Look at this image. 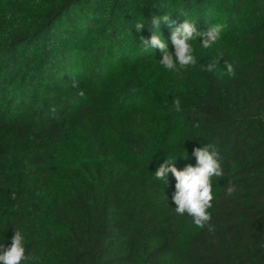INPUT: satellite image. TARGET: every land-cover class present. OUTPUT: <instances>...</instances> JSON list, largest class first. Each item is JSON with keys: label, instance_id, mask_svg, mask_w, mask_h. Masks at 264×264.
Here are the masks:
<instances>
[{"label": "trees", "instance_id": "trees-1", "mask_svg": "<svg viewBox=\"0 0 264 264\" xmlns=\"http://www.w3.org/2000/svg\"><path fill=\"white\" fill-rule=\"evenodd\" d=\"M165 14L222 38L192 41L197 64L169 71L141 40ZM205 144L223 167L213 231L175 213L171 173L154 176L167 158L195 166ZM15 229L30 264H264V0H0L5 248Z\"/></svg>", "mask_w": 264, "mask_h": 264}, {"label": "clouds", "instance_id": "clouds-1", "mask_svg": "<svg viewBox=\"0 0 264 264\" xmlns=\"http://www.w3.org/2000/svg\"><path fill=\"white\" fill-rule=\"evenodd\" d=\"M161 23L167 24L172 30L171 42L174 53L169 51L167 43L162 38L160 33ZM144 25L145 23L138 21L135 23L134 28L139 32ZM150 31L152 33L150 39L141 37L144 50L158 49L162 54L159 63L169 71H179L189 66H195L198 62L191 42L202 38V42H200L202 46L211 48L222 38L223 26L216 23L207 31H199L196 23L185 19L177 25L169 14H165L161 17L153 16L151 18ZM219 60L220 57L216 61L209 62L203 70L210 73L214 72ZM224 68V75L230 78L235 77L236 72L232 63L224 61ZM72 87L78 88L79 82L73 79ZM78 94L81 97L84 96L82 90ZM174 106L177 111L180 110L178 99L174 101ZM193 155L196 158L195 166L187 165L183 170H178L174 163L177 156L167 158L155 171L154 176L167 185L168 175L171 173L176 181L175 192L172 196L175 213L178 216L187 215L198 228L207 227L209 231H213L212 215L209 210L213 207L214 200L213 179L223 176L220 155L212 144L195 148ZM235 191L236 186L230 184L226 190V195L232 196ZM24 241L25 237L22 232L15 229L11 245L5 248L0 244V264H30L34 260V256L28 253Z\"/></svg>", "mask_w": 264, "mask_h": 264}]
</instances>
